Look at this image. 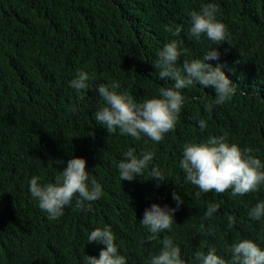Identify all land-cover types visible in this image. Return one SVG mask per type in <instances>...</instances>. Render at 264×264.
Returning <instances> with one entry per match:
<instances>
[{
    "label": "trees",
    "instance_id": "trees-1",
    "mask_svg": "<svg viewBox=\"0 0 264 264\" xmlns=\"http://www.w3.org/2000/svg\"><path fill=\"white\" fill-rule=\"evenodd\" d=\"M210 3L228 32L220 45L189 35V13ZM167 25L182 30L176 36ZM173 40L181 68L216 48L219 58L206 63L235 84V95L215 104L214 89L194 82L180 90L185 100L176 127L161 142L109 134L96 121L105 106L98 84L116 82L115 90L136 103L158 98L174 80L160 79L154 62ZM81 70L93 79L90 89L78 92L70 82ZM210 136L251 149L264 164V0H0V264H87L88 255L98 258L105 247L87 242L96 228H110L126 264H147L165 237L180 248L184 264H202L197 253L209 248L231 264L227 249L243 239L264 250V217L249 216L264 201V184L233 195L200 192L185 179L179 166L184 146ZM129 149L138 157L155 155L143 175L121 181L117 165ZM72 157L85 159L88 186L94 180L102 195L79 209L74 197L50 220L30 181L55 183ZM153 166L166 178L159 186L149 178ZM173 192L183 200L178 208ZM153 203L176 211L171 230L149 240L141 220ZM209 204L219 205L211 217L205 216Z\"/></svg>",
    "mask_w": 264,
    "mask_h": 264
},
{
    "label": "clouds",
    "instance_id": "clouds-1",
    "mask_svg": "<svg viewBox=\"0 0 264 264\" xmlns=\"http://www.w3.org/2000/svg\"><path fill=\"white\" fill-rule=\"evenodd\" d=\"M217 11L216 5L211 3L199 12L191 11L190 37L198 41L201 35H206L216 45L227 41L228 32L226 26L216 19ZM181 30V26L174 29L171 25L165 26V31L176 36ZM180 56L181 52L175 40L165 44L158 53L154 65L158 69L159 78L174 80L172 87L160 88L158 98L136 103L130 95L115 90L119 88L118 83L113 82L111 88L103 83L98 84L97 91L105 106L96 112L97 123L104 125L109 134L119 130L121 135L131 136L137 141L146 136L159 143L166 133L176 127L185 100L181 89L192 86L194 82L204 88H212L215 91V104H224L235 95V84L218 66L213 67L206 63L208 60L219 58L216 48L207 52L203 60L184 61L182 68L177 66ZM92 79L87 71L81 70L70 84L78 92L86 91L91 88L89 82ZM211 107L212 105H206V110L210 111ZM199 126L204 129L207 124L200 120ZM154 155V152L149 151L138 157L133 149H129L125 153L126 159L117 165L121 181H132L143 175ZM179 166L186 174V181L198 186L200 192L225 193L231 190L233 195H244L259 190L264 184V164L261 160L253 156L249 148L241 150L236 144L229 145L224 137L210 136L205 142L186 144ZM149 178L157 179V186L159 182L166 180L155 166L151 167ZM88 179L85 159L72 157L62 174L56 177L55 183L41 185L39 178L34 176L30 181L29 190L32 197L38 201L39 208L48 213L50 220H55L63 214L64 208L71 204L74 197H78V209L85 207L86 201H95L101 197V187L93 180L92 187L89 188ZM172 198L176 201L177 208L183 203L176 192L172 193ZM218 208V204H209L205 216L211 217ZM175 211V208L161 207L156 203L144 210L141 224L150 233L149 240L155 239L158 233L171 230ZM249 216L254 220L264 217V201L252 207ZM233 223V218L229 217V225ZM114 240L110 228L92 230L87 242H99L105 247L100 250L98 258L88 255L87 264H126L125 257L118 254ZM227 251L231 253V264H264V250L250 239L234 243ZM197 257L202 260V264H226L215 248H209L206 255L197 253ZM147 264H184V261L180 256V248L171 238L165 237L159 254L153 255Z\"/></svg>",
    "mask_w": 264,
    "mask_h": 264
}]
</instances>
